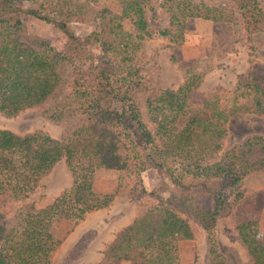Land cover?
Listing matches in <instances>:
<instances>
[{"label": "trees", "instance_id": "obj_1", "mask_svg": "<svg viewBox=\"0 0 264 264\" xmlns=\"http://www.w3.org/2000/svg\"><path fill=\"white\" fill-rule=\"evenodd\" d=\"M152 1L0 0V112L14 115L59 88L60 99L47 117L72 120L59 139L40 130L20 135L0 129V264H53L61 242L52 232L54 224L69 223L66 235L88 213L110 204L113 193L92 186L101 169L122 171L128 198L147 196L151 202L113 234L94 264H181L178 242L191 235L188 219L204 233L206 264H231L218 249L214 223L228 210L227 196L235 201L241 193L233 187L225 194L222 183L234 185L264 170V135H247L225 148L222 141L230 116L264 113V75L258 81L238 78L229 91L214 86L193 108L189 94L200 74L186 67L175 89L146 91L134 60L140 42L154 34L181 43L189 18L234 23L251 51L252 36L264 32V2L160 0L166 25L150 28L146 13ZM40 14L57 19L49 22L63 36L60 48L27 33L28 17ZM122 20L134 32L124 31ZM69 22L92 26L85 39L96 43L95 50L76 37ZM134 88L147 93L142 103L146 120L130 93ZM60 159L70 185L35 208L31 195ZM152 167L171 176L164 198L142 185L141 173ZM9 217L13 221L7 226ZM256 228V222L245 221L237 226L238 236L255 264H264V238L255 239ZM91 237L86 231L58 264L74 261Z\"/></svg>", "mask_w": 264, "mask_h": 264}, {"label": "rangeland", "instance_id": "obj_2", "mask_svg": "<svg viewBox=\"0 0 264 264\" xmlns=\"http://www.w3.org/2000/svg\"><path fill=\"white\" fill-rule=\"evenodd\" d=\"M159 1L153 0L151 2L152 9L146 13L150 28H161L166 25V15L158 7ZM202 1L211 5L225 2V0ZM263 2L264 0H262ZM25 3L31 6L29 2L25 1ZM51 20L57 21L52 15L47 14H40L39 17H28L26 31L30 35L48 39L52 46L60 48L63 43V36L59 31L52 28L49 22ZM67 26L82 41L86 40V36L92 29L91 25L79 22H69ZM122 29L126 32H134L133 26L127 20H122ZM251 39L254 48L249 51L234 23L189 18L184 23L181 43L175 44L168 41L167 37L157 34L143 39L135 53L134 67L138 69L146 91L147 89H175L182 82L183 71L186 67L200 74L201 80L198 86L189 94L190 104L195 108L214 86H221L225 91H229L234 88L238 78L243 79V81L246 78L251 81H258L263 77L264 32L255 34ZM86 41L95 50L96 43L93 45V40L91 42L90 40ZM248 72L249 77L246 76ZM146 91L134 88L130 92L139 103L144 120H146V114L144 113L145 106L142 103L147 94ZM60 95V89L56 88L52 96L47 97L36 106L25 108L14 115H5L0 112V129L20 135L40 130L52 138H61L70 127L68 122L72 120L66 119L57 122L47 117L50 109L60 99ZM148 128H151L150 125ZM225 128L226 133L222 141V148L247 135H264V113L262 115L245 113L230 116L226 121ZM170 177L167 172H164V169L158 167L149 168L141 173L142 185L146 191L150 192L157 189L162 198L167 196ZM70 181L65 163L63 159H60L48 173L40 178L38 188L31 195L30 201L35 208H40L48 204L59 191L68 187ZM92 185L94 190L108 189L107 192H113L115 195V201L107 208L111 215L106 217V220L105 216L102 215L104 220L98 221L99 216H101L100 213L88 214L81 223L73 227L66 235L64 232L69 227V223L61 221L54 224L52 232L57 238H61V242L51 257L53 264L61 262L64 255L79 240V236L84 231L94 229L95 234L88 240L81 255L70 263L93 264L110 240L109 237L121 225L142 213L146 205L151 202V198L147 196H142L136 200L128 198L129 183H127V176L122 171L98 170L94 174ZM116 185L123 187V190L117 194L114 188ZM233 187H236L241 195L235 201H232V195L227 196L228 210L225 214L219 215L214 223L218 249L231 264H255L239 240L237 226L245 221H254L257 225L255 239L262 241L264 238V170L250 173L234 185H230L227 181L222 183V191L225 194ZM27 203L29 204V201ZM113 210L116 211L113 213ZM117 216L123 218V221L117 220L116 224L113 220ZM7 219V226H9L13 218ZM188 223L191 228L190 237L178 242L181 264H206L204 233L191 219H188Z\"/></svg>", "mask_w": 264, "mask_h": 264}, {"label": "crops", "instance_id": "obj_3", "mask_svg": "<svg viewBox=\"0 0 264 264\" xmlns=\"http://www.w3.org/2000/svg\"><path fill=\"white\" fill-rule=\"evenodd\" d=\"M71 180V179H70ZM93 186V185H92ZM115 189H116V194L119 192V191H122L123 190V187H118L117 185L114 187ZM128 188V187H127ZM96 191H100V192H107L108 191V189H99V190H97L96 189ZM113 193V192H112ZM127 196H128V193H127ZM113 201H115V195H113V197H112V200H111V202H110V204L111 203H113ZM110 204L106 207V208H101V209H98V210H95V211H92V212H90V213H88V214H92L93 212H98V213H100V215L101 216H99V218L100 219H98V221H103L104 220V218H103V216L102 215H104L105 216V220L111 215L109 212H108V210H107V208L108 207H110ZM114 211H116V210H113V213H114ZM109 213V214H108ZM87 214V215H88ZM141 214V213H140ZM139 214H137L136 216H138ZM135 216V217H136ZM107 217V218H106ZM134 217H132L130 220H128L124 225H121V223L120 222H122L123 221V218H120V217H116L113 221H114V223H116V221L118 220V221H120V222H118V224L119 225H121L120 226V228L119 229H121V228H123L124 226H126L132 219H133ZM108 223V222H107ZM111 223V222H110ZM117 224V223H116ZM93 225V224H92ZM92 227V226H91ZM119 229H117V230H119ZM116 230V231H117ZM86 231H90L91 233H92V237L94 236V234H95V232H94V229H88V230H86ZM115 231V232H116ZM83 233H85V231L83 232ZM82 233V234H83ZM81 234V235H82ZM81 235L79 236V238L81 237ZM91 237V238H92ZM78 238V239H79ZM110 240L107 242V244L112 240V238H113V235H111L110 237ZM106 244V245H107ZM101 256H102V253L100 254V256L98 255L97 257V259L93 262V264L94 263H96V262H98L100 259H101ZM132 264L130 261H128V260H120L119 262H118V264Z\"/></svg>", "mask_w": 264, "mask_h": 264}]
</instances>
